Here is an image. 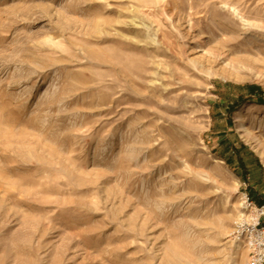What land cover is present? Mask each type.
Here are the masks:
<instances>
[{"label":"rangeland","instance_id":"obj_1","mask_svg":"<svg viewBox=\"0 0 264 264\" xmlns=\"http://www.w3.org/2000/svg\"><path fill=\"white\" fill-rule=\"evenodd\" d=\"M264 195V0H0V264H246Z\"/></svg>","mask_w":264,"mask_h":264},{"label":"built area","instance_id":"obj_2","mask_svg":"<svg viewBox=\"0 0 264 264\" xmlns=\"http://www.w3.org/2000/svg\"><path fill=\"white\" fill-rule=\"evenodd\" d=\"M240 206L231 237L245 249L246 264H264V203H255L245 195Z\"/></svg>","mask_w":264,"mask_h":264},{"label":"crops","instance_id":"obj_3","mask_svg":"<svg viewBox=\"0 0 264 264\" xmlns=\"http://www.w3.org/2000/svg\"><path fill=\"white\" fill-rule=\"evenodd\" d=\"M263 199H261L260 201H257V203H264V195H262ZM264 221V218H263Z\"/></svg>","mask_w":264,"mask_h":264}]
</instances>
